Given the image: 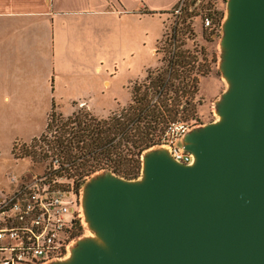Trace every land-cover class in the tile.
<instances>
[{
  "label": "water",
  "instance_id": "95a60500",
  "mask_svg": "<svg viewBox=\"0 0 264 264\" xmlns=\"http://www.w3.org/2000/svg\"><path fill=\"white\" fill-rule=\"evenodd\" d=\"M217 50L215 120L179 143L192 162L157 144L136 179L88 175L83 233L43 264H264V0H226Z\"/></svg>",
  "mask_w": 264,
  "mask_h": 264
},
{
  "label": "crops",
  "instance_id": "0c3cea01",
  "mask_svg": "<svg viewBox=\"0 0 264 264\" xmlns=\"http://www.w3.org/2000/svg\"><path fill=\"white\" fill-rule=\"evenodd\" d=\"M179 1L0 0V102L22 113H29V106L35 107L41 102L40 107L45 111L44 126L40 134L28 140L41 136L53 110L62 114L64 97H58L57 105L56 93H65L83 78L102 76V64L95 65L93 75H90L83 70L80 58L87 60L97 51L101 56L107 54L108 40L112 39L115 31L116 59H122L129 51L130 25L134 27L150 11L168 17ZM76 57L79 58L78 63H74ZM112 79L105 77L103 85L111 89ZM140 81L129 80L126 89L131 96L134 84ZM99 96L102 97L99 99ZM93 99L81 102L83 107L78 105L76 110L85 108L103 120L116 111L106 116L99 115L95 113L99 104L107 108L116 102L120 107L114 97L106 101L103 95L96 93ZM131 103L132 97L119 110Z\"/></svg>",
  "mask_w": 264,
  "mask_h": 264
},
{
  "label": "rangeland",
  "instance_id": "374dc122",
  "mask_svg": "<svg viewBox=\"0 0 264 264\" xmlns=\"http://www.w3.org/2000/svg\"><path fill=\"white\" fill-rule=\"evenodd\" d=\"M220 9H223L221 14L223 18L225 6L224 8L220 6ZM150 13L153 15L151 16ZM150 13H146L145 17H141V21L134 25V27L130 25L129 51L122 59H116L115 31L112 39L110 38V40H108L107 48L109 51L107 54L101 56V53L97 51L94 56L88 57L87 60L85 58H80L84 67L83 70L90 72V75H93L92 71L95 65L102 64V76L83 78L80 81H76L74 87L68 88L66 91L67 93L55 94L57 105H59L58 97H64L60 111L65 116L56 112L57 115H62L64 120H60L59 122L58 120L54 121L51 119V129L49 132L45 130L43 133L44 135H47L49 138L55 136L69 137L68 134H64L62 127L65 123L64 121L69 117L79 116L85 119L84 117L87 115L86 121L89 122L90 117L95 116L85 108H78L76 110V106L80 105V107H82L80 104L81 102L94 100V94L96 93L103 95L106 101L111 100L112 97H114V99L117 98L120 107H123L128 104L131 97L133 100L134 96L137 94V89L141 87L138 93L139 96H142L143 93L148 91L149 99L152 100L153 103L160 102L161 104V99L163 97L159 101V97L153 93L154 90L151 88V82L161 74L164 75L168 73L170 70L167 61L169 57L168 50H170L169 43L167 42L165 43L167 45L164 44L165 46H161L159 42L164 40L162 39L163 33L164 31H169L173 18L168 16V21L165 22L167 15L154 13L152 11H150ZM163 18L165 19L163 20ZM190 27L193 31L192 34L188 33L187 36L184 35L181 37L179 31L178 41L179 44H184L181 48L182 51H198V63H196L195 67L197 70L201 67H203V69L199 75L197 90L194 91L188 88L187 93L177 100L180 104L177 106L179 113L172 118L169 116L165 117L167 120L160 125L159 130L156 132L155 141L160 139L164 132L163 130L166 129L169 122L184 121L192 125H197L214 121L215 116L212 111V103L225 88L217 70V45L220 39V28H216L212 31L205 29L202 26L201 19L198 17H192ZM156 48H159L161 53L155 54ZM66 58L70 60L68 57ZM74 60V63H78L79 58L76 57ZM203 72L206 73L202 75ZM105 77L112 79L113 87L111 89L103 85V79ZM132 79L141 81L134 84L131 96L129 89L127 90L126 87L128 86L129 80ZM174 83L179 85L180 81H174ZM101 97L102 96H99V99ZM171 103H173V101ZM40 106H42L41 102L35 105V107L29 106V113H22L20 110H14L11 105L0 102V194L8 185L9 173H20L31 165L41 164L38 159L31 156L19 162L15 161L12 157V144H14L13 142L16 139L29 141L31 136L40 134L45 121V111H43ZM107 106V108H104L102 104H99V109L95 110V113L106 116L114 111H116L114 115L122 112V109L119 110L120 107L116 102ZM72 112H74V114L67 117V115ZM73 126L75 125H70L71 129ZM162 127L163 130H161ZM74 130H76V128H74ZM119 139L120 137H118L116 141ZM140 169L141 165H139L136 172L138 173L139 171L140 173ZM121 173L122 174L119 176L125 178V171Z\"/></svg>",
  "mask_w": 264,
  "mask_h": 264
},
{
  "label": "built area",
  "instance_id": "2783aa9c",
  "mask_svg": "<svg viewBox=\"0 0 264 264\" xmlns=\"http://www.w3.org/2000/svg\"><path fill=\"white\" fill-rule=\"evenodd\" d=\"M225 5L226 0L179 1L168 14L173 18L170 29L164 31V40L159 42L161 46L169 43V68L172 59L184 46L179 44V31L181 37L192 34V17L200 18L205 29H219L223 12L220 6L224 8ZM160 51L156 48L155 54ZM184 52L196 56L193 65L198 63V51ZM195 76L199 78V75ZM193 126L184 121L169 122L158 140L159 144L171 148L174 159L183 164H190L192 156L179 143ZM42 135L31 141L17 140L13 144L15 161H24L31 156L41 164L8 174V185L0 194V264H43L62 258L69 244L82 234L76 235V232L82 225L80 188L87 176L83 177L73 163L52 147V138L55 137L46 135L43 138Z\"/></svg>",
  "mask_w": 264,
  "mask_h": 264
},
{
  "label": "trees",
  "instance_id": "16d2710c",
  "mask_svg": "<svg viewBox=\"0 0 264 264\" xmlns=\"http://www.w3.org/2000/svg\"><path fill=\"white\" fill-rule=\"evenodd\" d=\"M196 59L191 53L180 51L170 62V75L168 71L151 82L153 93L159 97V101L163 97L161 104L153 103L148 91L139 96L140 87L127 108L106 120L90 117L88 122L87 115L85 119L79 116L67 118L62 127L69 137L55 136L52 147L73 163L83 177L101 169H110L117 175L125 171L126 179H136L140 174L136 171L141 165V154L159 144V141H155L156 132L167 120L165 117L172 118L179 113L177 100L187 93L188 88L197 90L199 78L193 75H200L203 67L196 69L193 65ZM174 81H180L179 85ZM51 119L64 120L53 110L47 132L51 129ZM70 125L75 126L71 129ZM42 137L47 136L43 134ZM118 137L120 139L116 141Z\"/></svg>",
  "mask_w": 264,
  "mask_h": 264
},
{
  "label": "flooded vegetation",
  "instance_id": "af4514ba",
  "mask_svg": "<svg viewBox=\"0 0 264 264\" xmlns=\"http://www.w3.org/2000/svg\"><path fill=\"white\" fill-rule=\"evenodd\" d=\"M83 226L81 225V228H80V230H78L77 232H76V235H78V234H81L82 232H83Z\"/></svg>",
  "mask_w": 264,
  "mask_h": 264
}]
</instances>
